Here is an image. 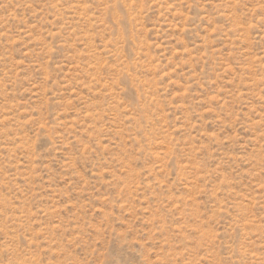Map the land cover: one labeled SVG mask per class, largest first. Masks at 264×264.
<instances>
[{"label":"rangeland","instance_id":"rangeland-1","mask_svg":"<svg viewBox=\"0 0 264 264\" xmlns=\"http://www.w3.org/2000/svg\"><path fill=\"white\" fill-rule=\"evenodd\" d=\"M0 264H264V0H0Z\"/></svg>","mask_w":264,"mask_h":264}]
</instances>
